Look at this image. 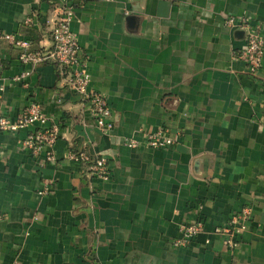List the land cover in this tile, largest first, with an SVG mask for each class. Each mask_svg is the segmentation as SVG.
<instances>
[{
    "label": "crops",
    "instance_id": "obj_1",
    "mask_svg": "<svg viewBox=\"0 0 264 264\" xmlns=\"http://www.w3.org/2000/svg\"><path fill=\"white\" fill-rule=\"evenodd\" d=\"M74 4L89 89L106 98L114 129L94 127L54 65H22L0 38V113L15 120L37 103L59 128L56 162L43 166L20 148L35 126L0 133V264H264V57L250 75L238 59L244 32L225 23L247 19L264 37V0ZM55 14L48 0H0V35H40L49 48ZM30 16L34 31L22 27ZM161 127L173 145L142 144L140 131ZM83 145L107 160L108 181L68 158ZM246 207L241 234L216 232ZM198 218L202 232L175 247Z\"/></svg>",
    "mask_w": 264,
    "mask_h": 264
},
{
    "label": "built area",
    "instance_id": "obj_2",
    "mask_svg": "<svg viewBox=\"0 0 264 264\" xmlns=\"http://www.w3.org/2000/svg\"><path fill=\"white\" fill-rule=\"evenodd\" d=\"M161 1L171 5L179 2V0ZM48 2L56 13L50 30L49 48L40 46L38 50H32L29 40L12 34L3 33L0 38L19 51L18 61L22 65L32 68L43 64L54 65L64 87L88 106L94 127L107 134L114 129L112 112L106 98L101 93L89 89L90 75L87 71V63L81 56L77 36L71 30V25L75 21L74 0H48ZM33 19L34 17L30 16L24 20L23 24L32 25ZM225 23L229 27H235L244 32L246 43L238 59L245 63L250 75H255L260 70L264 57V37L260 33V25L253 27L247 19H240V23L236 24L232 17L227 18ZM28 75L29 71H23L13 77L12 81L20 82ZM45 119L42 107L37 103H32L22 110L15 120L0 113V133H15L35 126L20 142V148L33 157L42 155L40 166L46 163L55 164L56 159L52 149L59 136L58 126L54 124L46 126ZM140 135L142 144L152 149H164L174 144L169 131L162 127L152 132L140 131ZM141 142L131 138L125 141V145L130 149H136ZM68 158L79 163L89 176L102 181L110 179L111 172L107 160L101 156L90 155L84 145L77 152H69ZM45 184L49 188L51 182L47 181ZM47 188L43 190V193L47 192ZM249 218L250 209L246 207L233 216L224 228L216 229V232L227 235L241 234L246 229ZM202 230L203 222L199 218L193 222L181 224L180 237L173 245L175 247L189 246ZM228 244L233 245L232 241Z\"/></svg>",
    "mask_w": 264,
    "mask_h": 264
},
{
    "label": "trees",
    "instance_id": "obj_3",
    "mask_svg": "<svg viewBox=\"0 0 264 264\" xmlns=\"http://www.w3.org/2000/svg\"><path fill=\"white\" fill-rule=\"evenodd\" d=\"M22 27L27 28V30H29V31H34L32 25L22 24ZM47 35H50V33H47ZM41 39H42V36L40 37V35L37 38H33V37L29 36V41L31 42V45H32L31 49L32 50H38L40 48V46L38 44H39ZM77 151H78V148L76 150H72L70 152H77Z\"/></svg>",
    "mask_w": 264,
    "mask_h": 264
}]
</instances>
